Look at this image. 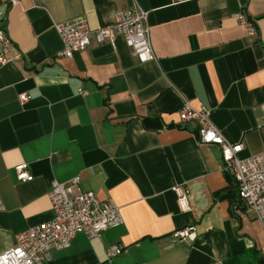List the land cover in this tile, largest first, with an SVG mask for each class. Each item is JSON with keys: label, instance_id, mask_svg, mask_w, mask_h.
<instances>
[{"label": "crops", "instance_id": "0c3cea01", "mask_svg": "<svg viewBox=\"0 0 264 264\" xmlns=\"http://www.w3.org/2000/svg\"><path fill=\"white\" fill-rule=\"evenodd\" d=\"M133 7L149 12L156 60L140 63L120 36L60 55L56 24L86 17L96 30ZM0 11L22 53L0 64V254L52 219L54 183L78 179L81 192L113 200L123 224L77 235L50 264H264V224L239 203L220 148L178 115L185 102L207 109L228 141L245 143L241 159L264 150V0H0ZM19 164L31 180L18 179ZM192 225L195 241H174ZM112 245L124 252L109 260Z\"/></svg>", "mask_w": 264, "mask_h": 264}, {"label": "built area", "instance_id": "2783aa9c", "mask_svg": "<svg viewBox=\"0 0 264 264\" xmlns=\"http://www.w3.org/2000/svg\"><path fill=\"white\" fill-rule=\"evenodd\" d=\"M18 2L19 0H8L9 7L15 6ZM7 15V12L0 11L1 65L9 64L22 57V53L15 50L8 35ZM148 17V11L133 7L118 13L112 25L99 27L96 30L90 28L86 17L56 24L55 28L64 44L60 55L71 58L93 42L101 45L120 36L140 63L152 62L156 60V55L151 43ZM238 20L250 36L257 35L254 24L243 13L238 14ZM19 99L25 103L29 100V96L22 93ZM178 115L183 123L197 124L202 144L220 148L223 170L232 176L237 184L239 203L254 211L264 224V150L257 155L241 159L240 154L246 149L245 143L228 141L211 122L207 109H195L185 102L178 111ZM15 170L19 180L32 179L26 164L17 165ZM172 191L177 197L181 212L190 211L187 184L177 183L172 187ZM49 196L52 203V219L17 234L16 245L0 254V264H50L52 251L67 249L77 235L85 234L90 239H100L109 229L123 224L120 207L111 199H99L93 192H81L78 179H72L66 183H54ZM197 237L195 225L178 229L172 234L174 241L179 243L193 242ZM123 252V246L112 245L107 250V258L111 260ZM214 264L221 263L215 261Z\"/></svg>", "mask_w": 264, "mask_h": 264}, {"label": "trees", "instance_id": "16d2710c", "mask_svg": "<svg viewBox=\"0 0 264 264\" xmlns=\"http://www.w3.org/2000/svg\"><path fill=\"white\" fill-rule=\"evenodd\" d=\"M180 128V127H179Z\"/></svg>", "mask_w": 264, "mask_h": 264}]
</instances>
